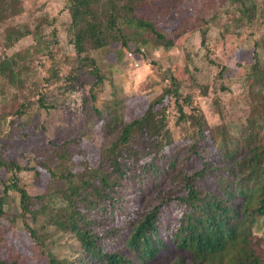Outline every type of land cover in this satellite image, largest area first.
<instances>
[{"label": "trees", "instance_id": "trees-1", "mask_svg": "<svg viewBox=\"0 0 264 264\" xmlns=\"http://www.w3.org/2000/svg\"><path fill=\"white\" fill-rule=\"evenodd\" d=\"M59 1L68 14L73 54L59 45V14L50 17L40 6L26 21L24 0H0V94L7 105L15 104L0 113V136L4 123L29 136L24 118L54 109L52 92L66 94L88 72L93 79L83 113L88 129L99 126L101 141L86 161L81 160L86 148L71 136L33 150L26 163L0 153V264H264V241L255 237L264 221V61L254 32L253 61L244 73L243 96L249 99L244 115L230 117L220 96L230 88L213 81L200 87L201 95L212 92L217 118L211 123L195 90L183 94L173 69H163L168 56H162L152 64L162 72L167 103L147 102L128 118L122 98L99 100L95 89L110 73L83 40L99 39L96 25L106 21L118 35L120 58L129 59L128 51L146 56L155 46L163 54L182 48V32H163L154 5L186 6L192 0ZM207 1L213 14L201 11L193 27L208 49L219 12L214 0ZM223 2L239 12L238 25L264 26V0ZM23 40L25 47L11 51ZM43 57L52 60L46 74L35 63ZM209 59L220 68L219 78L227 76L226 65Z\"/></svg>", "mask_w": 264, "mask_h": 264}, {"label": "rangeland", "instance_id": "rangeland-1", "mask_svg": "<svg viewBox=\"0 0 264 264\" xmlns=\"http://www.w3.org/2000/svg\"><path fill=\"white\" fill-rule=\"evenodd\" d=\"M205 2L206 0H192L186 6L177 2H156L154 6L159 28L163 32L166 30L171 33L182 32L179 37V44L182 45V48L177 45L173 46L165 54L155 46L146 53V56L137 54L133 59H128L125 55L120 58L116 55L120 45L118 35L109 29L106 21L97 24L95 33L101 34L99 39H89L88 36V39L83 40L82 45L85 49L91 50L94 55L98 53L100 68L105 74L110 73L106 75L110 76L111 80L107 78L102 88L95 89L99 100L105 97L122 98L125 104V115L128 118L139 115L146 107L147 102L161 100L157 106L165 105L167 98L164 96L166 87L161 81L160 74L162 72L159 71L157 65L152 64V60L168 56L167 61L162 65L163 69L169 66L173 69L172 73L179 77L182 84L183 94L190 89L195 90L194 98L211 123L216 122L217 118L211 104L212 92L209 91L208 95H201L200 87L205 84L210 85L213 81H216L218 87L222 82L230 88L226 92H220L223 102L229 108L230 117L237 118L244 115L249 100L243 96L246 93L244 73L247 69L246 66L253 61L252 38L249 37V34L251 31L254 32L255 37L260 41L259 50L263 54L262 61H264V26L238 25L235 18L240 15L239 12L234 10L233 6H228V3H224L223 0H214L215 10L219 12V15L211 22L207 49L200 44L199 32L193 27L194 22L199 21L201 11L208 12V1L206 4ZM24 3L26 10L23 19L26 21L27 17L30 21L32 16L38 14L40 6H43V10L47 11L50 17L59 14L56 23L59 45L65 53L73 54L74 47L67 40L68 14L66 11H61V2L59 0H24ZM208 13L212 15L213 11ZM26 44L27 41L23 40L10 49L11 51L19 50ZM98 44L104 45L96 49L95 46ZM53 49L56 50L55 45H53ZM209 58L226 65L228 67L227 76L219 78L217 74L220 68L212 65ZM57 60L62 61V56H58ZM35 63L38 69L41 68L40 73L46 74L45 71L51 66L52 60L43 57L40 59L41 64L38 59ZM42 64H44V68L41 67ZM62 67L63 71L67 70V67ZM92 79L93 77L88 72H83L74 84L67 87L66 94L53 91L52 93L57 99L54 109L48 112L41 110L38 115L29 114L27 118H24L23 123L26 130L30 131L29 136L23 138L19 127L12 125L9 129L4 123V127L1 128L4 133L0 136V153L8 159L17 158L22 163H26L31 161L33 150L44 148L50 140H60L71 136L79 145L86 148V156H82L81 160L92 159L94 151L101 141V135L99 126L88 129L82 102ZM14 106L13 102L7 105L4 95L0 94V113L10 111ZM82 132H86L87 135L91 134L90 138L87 139L81 135ZM258 227L255 237L257 240L264 241V221ZM6 236L9 242L14 239L12 232L7 233Z\"/></svg>", "mask_w": 264, "mask_h": 264}, {"label": "built area", "instance_id": "built-area-1", "mask_svg": "<svg viewBox=\"0 0 264 264\" xmlns=\"http://www.w3.org/2000/svg\"><path fill=\"white\" fill-rule=\"evenodd\" d=\"M127 55H129V58H132V59L135 58V53L132 51H128Z\"/></svg>", "mask_w": 264, "mask_h": 264}]
</instances>
